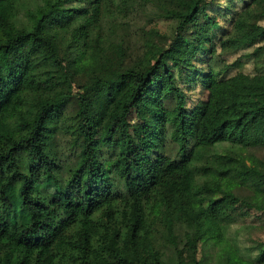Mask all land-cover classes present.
Instances as JSON below:
<instances>
[{
    "label": "trees",
    "instance_id": "obj_1",
    "mask_svg": "<svg viewBox=\"0 0 264 264\" xmlns=\"http://www.w3.org/2000/svg\"><path fill=\"white\" fill-rule=\"evenodd\" d=\"M0 34V264H264V0H0Z\"/></svg>",
    "mask_w": 264,
    "mask_h": 264
},
{
    "label": "rangeland",
    "instance_id": "obj_2",
    "mask_svg": "<svg viewBox=\"0 0 264 264\" xmlns=\"http://www.w3.org/2000/svg\"><path fill=\"white\" fill-rule=\"evenodd\" d=\"M4 36L0 34V38ZM63 48V45L61 46ZM105 50L104 55L102 57L98 56L101 51ZM71 65L76 66L81 70L88 81L91 80V77L98 73L102 76L110 75L118 61V50L112 45H105L104 42H89L83 41L79 44L72 54L70 55ZM57 85L49 82L48 90L52 92L56 89ZM94 104L96 110V119L98 126L102 124V115H103V107L105 105L103 97L95 96ZM222 189H226L230 187L228 182L220 184ZM226 201H222V206ZM255 235L263 236L264 230H256Z\"/></svg>",
    "mask_w": 264,
    "mask_h": 264
}]
</instances>
